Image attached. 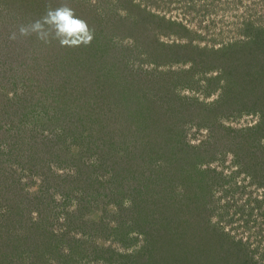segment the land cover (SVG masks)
I'll use <instances>...</instances> for the list:
<instances>
[{
  "label": "rangeland",
  "instance_id": "374dc122",
  "mask_svg": "<svg viewBox=\"0 0 264 264\" xmlns=\"http://www.w3.org/2000/svg\"><path fill=\"white\" fill-rule=\"evenodd\" d=\"M66 3L88 46L10 39ZM264 0H0V264H264Z\"/></svg>",
  "mask_w": 264,
  "mask_h": 264
},
{
  "label": "clouds",
  "instance_id": "9594fccd",
  "mask_svg": "<svg viewBox=\"0 0 264 264\" xmlns=\"http://www.w3.org/2000/svg\"><path fill=\"white\" fill-rule=\"evenodd\" d=\"M33 36L46 46L56 44L60 48H76L88 46L94 38V30L68 4L60 3L53 7L48 3L40 17L19 25L10 39Z\"/></svg>",
  "mask_w": 264,
  "mask_h": 264
},
{
  "label": "trees",
  "instance_id": "16d2710c",
  "mask_svg": "<svg viewBox=\"0 0 264 264\" xmlns=\"http://www.w3.org/2000/svg\"><path fill=\"white\" fill-rule=\"evenodd\" d=\"M262 49H264V48H262Z\"/></svg>",
  "mask_w": 264,
  "mask_h": 264
}]
</instances>
